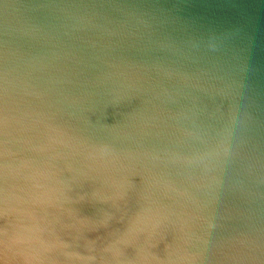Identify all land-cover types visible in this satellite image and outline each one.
<instances>
[{
  "label": "clouds",
  "instance_id": "9594fccd",
  "mask_svg": "<svg viewBox=\"0 0 264 264\" xmlns=\"http://www.w3.org/2000/svg\"><path fill=\"white\" fill-rule=\"evenodd\" d=\"M217 50L190 37L174 66L97 53L43 77L5 67L0 264H264V225L218 211L222 166L247 142L197 124Z\"/></svg>",
  "mask_w": 264,
  "mask_h": 264
},
{
  "label": "water",
  "instance_id": "95a60500",
  "mask_svg": "<svg viewBox=\"0 0 264 264\" xmlns=\"http://www.w3.org/2000/svg\"><path fill=\"white\" fill-rule=\"evenodd\" d=\"M190 37L202 53L218 48L202 56L215 78L210 93L196 94L197 124L212 138L227 126L247 142L240 159L222 166L218 211L264 225V0H0V73L36 64L43 77L69 57L97 53L174 66Z\"/></svg>",
  "mask_w": 264,
  "mask_h": 264
}]
</instances>
